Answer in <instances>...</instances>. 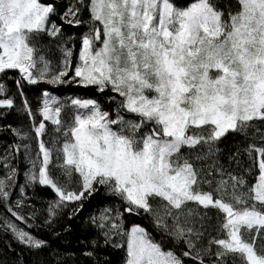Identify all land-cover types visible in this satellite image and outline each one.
Returning <instances> with one entry per match:
<instances>
[{
    "label": "snow or ice",
    "instance_id": "obj_1",
    "mask_svg": "<svg viewBox=\"0 0 264 264\" xmlns=\"http://www.w3.org/2000/svg\"><path fill=\"white\" fill-rule=\"evenodd\" d=\"M65 26L87 29L75 63L68 42L76 37L65 36ZM45 39L62 56L55 69ZM70 83L121 99L113 113L96 99L70 98L69 118L44 90L33 111L26 88ZM12 111L30 119L37 137L25 176L56 197L48 223L65 208L71 219L103 189L122 211L104 208L89 223L105 246L124 250V264H264V0H0V119ZM46 122L55 148L43 139ZM9 130L28 138L0 126ZM229 136L242 144L229 156L238 173L218 161ZM8 161L0 155L7 172L0 204L18 175ZM23 207L17 200L7 208L14 219H4V230L30 249L45 248L17 223L29 218ZM126 214L148 219L160 238L140 224L126 228Z\"/></svg>",
    "mask_w": 264,
    "mask_h": 264
},
{
    "label": "trees",
    "instance_id": "obj_2",
    "mask_svg": "<svg viewBox=\"0 0 264 264\" xmlns=\"http://www.w3.org/2000/svg\"><path fill=\"white\" fill-rule=\"evenodd\" d=\"M181 2H184V0H181ZM58 7L62 9L63 5H58ZM82 18L84 20L89 19V13L86 10L83 12ZM85 31H87L85 27L70 28L65 26L64 28L65 36L74 34L76 37L75 40L68 42L69 46L75 45L73 52L74 63L81 48V33ZM41 46L44 49L46 58L52 61L53 69L57 68L62 59L57 46L47 39H45ZM8 86L15 91V87L11 81L8 82ZM44 90L50 91L62 98L80 97L96 99L101 103L103 110H109L113 113L116 108V102L121 99L115 93L105 92L101 94L95 92L93 89L81 88L71 83L57 88L40 84L25 89L28 101L34 112L38 111L39 107L42 106L41 93ZM110 95L116 96V101L109 102L108 97ZM16 99L19 102V97ZM65 105V112L67 113L71 108L70 103H65ZM70 115L71 111L67 116L69 117ZM39 120L40 117L37 116V123ZM46 123L48 124V128L43 139L47 147L55 148L53 126L50 122ZM6 125L23 129L24 132L28 133V138L20 140L13 135L11 130L0 132V155L8 154V162L18 169L14 186L11 188L10 200L0 204V264H124V250L105 246L102 238L98 235V229L89 223V217L99 215L100 211L104 208H120L122 211L120 201L106 196L104 190L101 189L100 192L95 193L90 199L85 200L83 202V210L71 219L69 218L71 209L65 208L59 211L55 218H52L51 223H48L47 208L49 203L55 200L56 197L53 191L46 186L28 184L25 176L32 169L29 158L35 159L38 151L37 137L33 130L32 122L26 115L12 111L3 119H0V126ZM17 144L21 145L20 150L13 153L12 148ZM24 145H27V149H25ZM241 146L240 138L232 136L227 137L219 145L222 151L218 155V161L226 170L233 173L241 171L229 159L230 154L235 152L237 147ZM12 155L15 156V159H11ZM240 159L242 166H247L246 158L241 157ZM50 170L58 181L63 182L64 178L60 175L59 170L53 169L52 165H50ZM6 174V169L0 164V178H3ZM21 187L24 188L23 196L20 193ZM17 200L23 201L25 207L21 211L25 216L29 217L26 224L19 221L17 223L20 227H24L26 231H30L32 235L45 240L47 242L45 248L40 250L30 249L20 244L10 231L4 230V219H14L7 211V208L11 207ZM33 211L35 212L34 218L30 215ZM124 223L126 228H130L133 224H140L152 231L157 239L160 238L161 234L153 229L150 221L144 217L126 214ZM93 240L99 241V245L95 248L90 243ZM164 243L165 247H168V241L165 240ZM89 251L93 252L91 257L85 254ZM186 264H192V261L186 260Z\"/></svg>",
    "mask_w": 264,
    "mask_h": 264
},
{
    "label": "rangeland",
    "instance_id": "obj_3",
    "mask_svg": "<svg viewBox=\"0 0 264 264\" xmlns=\"http://www.w3.org/2000/svg\"><path fill=\"white\" fill-rule=\"evenodd\" d=\"M76 62V61H75ZM53 94V93H52ZM53 96H55L56 98H58L61 102H63L64 104L65 103H69V100H70V98H73V97H66V98H62V97H58V96H56L55 94H53ZM42 103H43V101H42ZM70 107H71V105H70ZM105 111H109V110H105ZM69 112L70 111H68L67 112V114H69ZM111 112V111H110ZM72 116V112H71V115L69 116V118ZM31 170V169H30ZM29 170V171H30Z\"/></svg>",
    "mask_w": 264,
    "mask_h": 264
}]
</instances>
